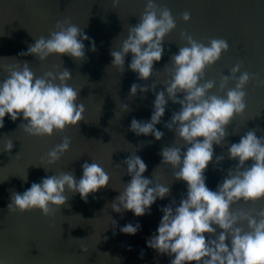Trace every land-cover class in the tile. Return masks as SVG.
Wrapping results in <instances>:
<instances>
[{"label":"water","instance_id":"obj_1","mask_svg":"<svg viewBox=\"0 0 264 264\" xmlns=\"http://www.w3.org/2000/svg\"><path fill=\"white\" fill-rule=\"evenodd\" d=\"M156 3L171 10L176 27L164 38V52L161 60L154 62L153 76L141 80L128 68L131 53L126 55L122 71L111 64L110 50L119 48L129 28L138 22L146 0H0V79L8 75V66L19 67L23 61L29 62L36 75L61 71L64 66L72 74L68 83L80 91L78 102L84 104L81 121L51 135H30L20 125V118L12 121L5 116L4 127L0 128V264H170L169 255L147 247L145 241L155 233L162 216L160 208L173 200L178 204L186 194V183L176 180L173 167L161 162L160 156L165 145L184 146L185 142L166 127L180 104L167 102L164 115L155 125L163 132L159 140L151 134L137 135L129 125L134 117L149 120L155 92L170 79V56L187 43L182 33L205 44L212 38L228 42L227 51L205 68V79L219 82L235 64L250 74L245 85L246 109L227 126L228 143L213 146V160L204 172L207 186L215 190L228 169L236 167L237 161L228 158V144L238 142L250 129H255L257 136L264 135V0ZM185 11L191 14L188 21L181 17ZM65 20L83 28L94 40L95 50L85 40L81 60L66 54L61 59L52 54L43 61L20 55L35 38L47 37L58 30V22ZM153 81L154 89L150 87ZM133 83L148 90L141 92L138 87L136 94L130 95ZM234 84L229 80L227 87ZM210 91L223 95L226 89ZM177 96L182 98L183 94ZM65 136L70 138L69 149L55 163L48 164L46 153ZM8 140L14 144L10 152L4 151ZM133 153L147 165L144 176H153L156 182L170 186L169 195L158 198L142 216H134L130 210H112L114 197L130 180L123 161ZM217 156L223 159L217 161ZM84 161L99 163L110 176L108 186L90 193L87 200L69 191L66 203L53 206L47 215L39 208L20 211L7 207L14 192H23L45 175L74 170L79 178ZM251 163L248 160L242 167ZM231 207L255 215L264 210V198L237 201ZM137 222L139 228L134 235L120 231L122 225Z\"/></svg>","mask_w":264,"mask_h":264},{"label":"clouds","instance_id":"obj_2","mask_svg":"<svg viewBox=\"0 0 264 264\" xmlns=\"http://www.w3.org/2000/svg\"><path fill=\"white\" fill-rule=\"evenodd\" d=\"M190 16L188 11L181 14L185 21ZM175 27L176 19L170 9L158 7L156 0H146L145 10L129 28L120 47L111 48V64L124 71L125 57L131 53L128 68L137 73L138 79L147 80L155 72L154 62L161 60L165 36ZM57 28L47 37L35 38L20 55H32L43 61L52 54L59 55L60 59L66 54L81 60L85 56V40L95 50L94 40L78 25L65 20L58 22ZM182 35L187 43L170 56V79L162 90L155 92L149 120L134 117L129 125L137 135L151 134L159 140L163 132L155 125L164 115L167 102L180 104L179 111L173 112L166 127L185 142L184 146L165 145L160 156L161 162L173 167L176 180L186 183V194L178 204L173 200L160 208L162 216L155 233L145 244L169 255L170 264H264V210L252 215L231 207L237 201L264 198V135L257 136L256 130L250 129L238 142L228 144V158L236 160L237 165L228 169L215 190L207 186L204 175L213 160V146L228 143L225 140L229 135L227 126L246 109L245 85L250 74L240 71V65L235 64L228 75H221L219 82L205 79V68L227 51L228 42L212 38L205 44L190 34ZM71 76L64 66L61 71L49 70L41 75L32 71L28 61H23L19 67L8 66V75L0 79V128L4 127L6 115L12 121L20 118L24 131L35 136L51 135L66 126L76 125L83 119L84 104L78 102L80 91L68 83ZM229 80L235 81L234 86L227 87ZM155 86L153 81L150 87ZM138 87L141 92L148 90L147 86L133 83L130 95H135ZM213 88L226 91L218 95L210 91ZM178 93L183 94L182 98ZM13 147V141L8 140L4 151L10 152ZM69 147L70 138L65 136L46 153L48 164L60 159ZM222 159V156L216 157L217 161ZM248 160L252 161L251 165L242 167ZM123 163L130 180L114 197L112 210H130L134 216H142L158 198L169 195L170 186L156 182L153 176H144L147 165L139 155L133 153ZM81 169L79 178L74 170L45 175L23 192H14L7 207L20 211L39 208L47 215L53 206L66 203L69 191L87 200L90 193L108 186L109 173L99 163L84 161ZM23 180L26 181L27 176ZM138 228V222L126 223L120 231L134 235Z\"/></svg>","mask_w":264,"mask_h":264}]
</instances>
